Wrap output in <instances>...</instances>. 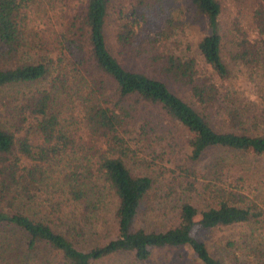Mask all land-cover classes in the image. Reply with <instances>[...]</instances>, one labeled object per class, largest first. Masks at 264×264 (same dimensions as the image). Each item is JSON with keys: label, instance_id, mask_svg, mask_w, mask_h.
Instances as JSON below:
<instances>
[{"label": "trees", "instance_id": "1", "mask_svg": "<svg viewBox=\"0 0 264 264\" xmlns=\"http://www.w3.org/2000/svg\"><path fill=\"white\" fill-rule=\"evenodd\" d=\"M185 1L209 27L193 52L176 0H0V264L144 261L161 248H183L185 264H226L206 233L264 226L235 158L264 155V0H229L228 45L220 0ZM108 19L119 52L143 66L110 52ZM247 54L249 100L226 61ZM209 148L221 151L199 164ZM111 202L112 228L100 229ZM166 207L164 226L139 224Z\"/></svg>", "mask_w": 264, "mask_h": 264}, {"label": "rangeland", "instance_id": "2", "mask_svg": "<svg viewBox=\"0 0 264 264\" xmlns=\"http://www.w3.org/2000/svg\"><path fill=\"white\" fill-rule=\"evenodd\" d=\"M177 4L181 6L182 12H184V20L181 21L186 38L190 42L191 51H194L195 42L204 34L207 33L209 27L207 25L205 16L201 14L194 13L193 9L185 0H176ZM221 2V15L219 19L220 31L222 33L229 32L224 39V44L228 45L231 43L235 37V30L231 21L234 16H238V8L235 4L231 3L229 0H220ZM76 8V7H75ZM71 12L74 6H71ZM243 17L245 18V23L248 25V17L246 10L242 8ZM105 36L107 47L110 52L117 56L119 60L125 66H135L140 68L144 65L143 59L139 56L133 54H126L127 52H119L116 42L112 38L113 24L110 19L107 20L105 24ZM236 38V37H235ZM234 47V45H233ZM227 55V54H226ZM260 57L261 54H256ZM227 58V57H226ZM253 54L245 55L240 58L239 63L233 64L232 61H228L231 58H227L226 61L229 66L232 65L234 71V78H238L237 86L239 90L243 93L246 99L255 98V79H254V68L253 63L255 60ZM232 63V64H231ZM262 68H258V80L260 83L264 82V56H262V62L260 63ZM259 66V63L256 64ZM183 91V90H182ZM181 91V92H182ZM183 93V92H182ZM76 112V111H75ZM73 112V115L68 116L71 119V126L77 134H81L85 137V127L77 114ZM64 116V113L62 111ZM174 133H178L174 131ZM221 150L217 148L207 149L199 164H204L207 162L214 154L219 153ZM234 156H232L233 158ZM239 164L243 166L247 175L250 178L251 188L253 189L254 196H250L256 201L260 206L264 203V155L255 156L251 153H243L235 156ZM164 211L159 214L152 216V214L145 215V221L140 217L139 224L146 227H161L168 223L170 218H173V210L169 207L165 208ZM112 212L113 203H109L108 208L104 214L105 223H103L100 229H111L112 228ZM263 224L260 226H248V225H235L233 227H221L219 229L210 230L204 236L205 240H208L210 244L214 247L215 251L223 258L226 264H264V228ZM251 234V236H250ZM230 238L233 244L230 248L224 245V240ZM253 248V249H252ZM186 252L183 248H161L152 252L148 260L136 261L133 259L129 252H118L109 255L98 261L97 264H185ZM260 261V263H258Z\"/></svg>", "mask_w": 264, "mask_h": 264}]
</instances>
